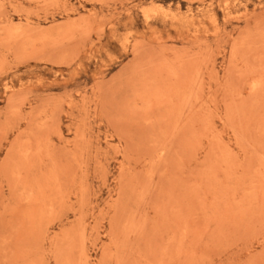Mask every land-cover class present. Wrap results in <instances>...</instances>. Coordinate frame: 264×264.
<instances>
[{"label":"rangeland","instance_id":"rangeland-1","mask_svg":"<svg viewBox=\"0 0 264 264\" xmlns=\"http://www.w3.org/2000/svg\"><path fill=\"white\" fill-rule=\"evenodd\" d=\"M0 264H264V0H0Z\"/></svg>","mask_w":264,"mask_h":264}]
</instances>
